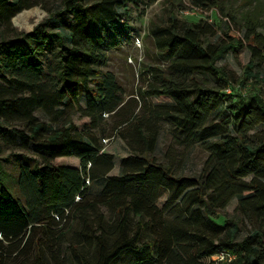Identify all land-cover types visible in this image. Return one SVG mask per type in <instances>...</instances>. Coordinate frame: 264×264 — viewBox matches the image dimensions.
Listing matches in <instances>:
<instances>
[{"label": "trees", "instance_id": "1", "mask_svg": "<svg viewBox=\"0 0 264 264\" xmlns=\"http://www.w3.org/2000/svg\"><path fill=\"white\" fill-rule=\"evenodd\" d=\"M140 1L97 0L88 6L84 0H63L74 18L63 29L66 33L49 30L53 22L46 19L30 31L0 40V77L9 74V83L21 82L33 91L25 98L0 99V118L13 114L24 120L26 132L14 134L24 149L43 142L47 150L40 164L21 167L17 179L29 210L6 185L0 163V246L2 239H11L16 248L22 243L21 248L26 247L29 236L40 227L56 230L61 220L74 216L84 225L82 235L94 246V260L83 264H114L126 251L138 254L145 264H264V128L256 130L264 126V94H242L235 88L226 92L231 77L217 65L226 53L246 47L251 60L244 66V78L264 85V71L252 70L254 61L264 60V32L258 30L264 29V22L256 14L246 15L236 28L237 12L224 11L227 24L215 41L217 28L206 20L181 24L171 17L169 26L156 32L158 48L169 63L166 70L150 67L156 82L148 83L141 94L170 101L156 103L146 121L136 119L131 124L130 118L118 124L116 133L131 150L121 159L119 174H109L115 157L101 152L97 136L79 130L67 116L66 107L76 108L85 119L83 127L95 128L104 114L122 102L113 74L98 69L107 57V42L90 11L96 12L104 27L117 18L118 7ZM190 2L196 9H223L219 0ZM29 7L26 0H0V25H11L17 13L26 21L31 9L21 10ZM51 42L57 44L56 88L35 91L43 83L37 46ZM199 73L213 75L221 84L208 85L196 76ZM81 88L85 106L78 103ZM39 108L49 113L48 122L33 115ZM61 118L63 124L54 126ZM161 119L186 141L205 147L206 171L198 176L177 175L175 158L165 163L157 160L153 155L159 135L156 122ZM129 124V131L122 132L121 126L129 128ZM95 181L102 182L99 193L86 194L89 182ZM165 192L166 201L159 207ZM234 199L239 216L217 222V212ZM99 206L119 216L112 240L103 233ZM130 213L137 217L131 234ZM91 216L97 218L98 230L88 235L95 228ZM243 221L250 228L238 240ZM146 229L152 238L140 242ZM63 235L56 234V241ZM218 251L234 257L212 261L210 256Z\"/></svg>", "mask_w": 264, "mask_h": 264}, {"label": "rangeland", "instance_id": "2", "mask_svg": "<svg viewBox=\"0 0 264 264\" xmlns=\"http://www.w3.org/2000/svg\"><path fill=\"white\" fill-rule=\"evenodd\" d=\"M13 1V0H12ZM15 1V0H14ZM63 0H26L31 7L30 15L23 21L18 17L11 20V25H0V40L12 38L21 32H27L38 23L50 19L53 24L48 26L49 30H59L66 33L63 29L73 23V15L70 14L63 6ZM97 0H84V4L91 5ZM223 9H196L192 6L190 0H143L136 4L125 3L124 6L118 7V16L113 22L104 24L98 19L96 12L92 9L90 12L94 16L92 22L95 23L102 31L103 37L107 42L106 59L98 67L104 74L110 72L113 74L115 82L119 86V96L122 100L117 109L111 113L104 114L99 125L95 128H84L85 119L79 117L76 108L66 107L68 118L73 121L77 128L83 132H91L97 136L101 144V152L112 153L115 157L114 167L109 172L116 175L121 172V159L131 154L128 145L119 138L116 128L120 122L132 118L131 124L139 119L148 120L149 112L156 103L168 102L153 96L142 95L141 92L146 89L150 82H156V79L150 73L151 66H159L166 70L169 60L163 55L156 43V32L161 31L171 23V17L176 18L181 24L206 20L213 23L217 28V35L212 38L216 40L221 34L222 28H225L227 20L224 11H236L237 20L236 28L244 21L246 15L256 16L264 22V0H219ZM20 11V12H21ZM16 20V21H14ZM264 32V29L258 28ZM241 33H244V29ZM38 57L41 59L42 76L37 84L35 91H53L56 86L57 77V44L51 42L37 46ZM2 58V54H0ZM251 60V54L248 48L243 47L237 52H228L222 56L217 65L224 67L231 77L230 85H227L225 91L232 92L235 88L237 92L249 94L260 91L264 94V85H258L250 79L244 78V66ZM253 72L264 71V60L254 61ZM196 76L208 85L219 86V83L213 75L199 73ZM6 78L9 74L0 77V99L25 98L29 96V91L33 92L30 87H26L21 82L9 83ZM91 88L95 85L89 83ZM8 102L7 100H5ZM65 101L60 104L63 108ZM78 103L85 106L86 94L81 88L78 96ZM33 115L40 122H48L50 115L45 109H35ZM227 115V111L223 112ZM63 124V118L59 119L54 126ZM129 128L121 126L122 132H128ZM159 127V135L153 155L161 163H165L169 158L176 159L175 172L177 175L198 176L206 171L205 160L208 157V151L204 146L198 143L191 144L186 141L185 137L179 133L174 126L164 120L156 122ZM0 126L5 128L0 130V163L4 172L5 183L9 187L13 196L21 200L24 205L25 200L21 196L17 187V179L21 167L32 169L35 164L41 163V155L47 153L46 146L41 144L30 145L27 149L20 146L18 137L14 134L21 130L26 132L24 120L16 118L13 114H7L0 118ZM264 126L260 125L257 131L262 130ZM10 131H12L10 133ZM128 134V133H127ZM8 143H6V139ZM251 175L245 179L249 180ZM102 182H89L86 194L91 196L99 193ZM167 193L165 192L158 200V206L162 207L166 201ZM237 201L234 199L226 208L217 212L216 221L222 223L224 218L239 216L236 212ZM29 210V208L26 206ZM98 215L101 216L103 233L112 240L119 216L117 213L105 206H99ZM54 216V215H53ZM92 217L94 230L86 232L92 235L98 230V221L95 216ZM137 217L132 213L129 215V233L134 230ZM33 235H30L26 247L22 244L16 248V243L11 239H2L0 246V264H83L85 261L94 260V246L85 238L82 233L86 230L82 222L76 217H68L61 220L56 230L49 227H40ZM250 225L243 221L241 230L237 239H241L247 233ZM49 231H54L52 235ZM63 232V238L59 242L55 239L56 234ZM27 234V233H26ZM25 234V235H26ZM152 232L146 229L140 242L151 240ZM38 238V241H37ZM37 241V242H36ZM20 251H16V249ZM138 254L126 251L120 259L114 264H145L139 261Z\"/></svg>", "mask_w": 264, "mask_h": 264}, {"label": "built area", "instance_id": "3", "mask_svg": "<svg viewBox=\"0 0 264 264\" xmlns=\"http://www.w3.org/2000/svg\"><path fill=\"white\" fill-rule=\"evenodd\" d=\"M233 257H234V255L230 252L218 251L214 255L210 256V259L212 261H214V260H216V261H224V260L230 261Z\"/></svg>", "mask_w": 264, "mask_h": 264}]
</instances>
